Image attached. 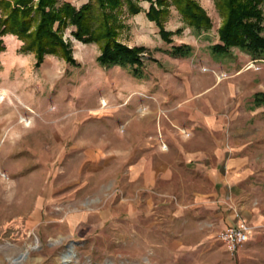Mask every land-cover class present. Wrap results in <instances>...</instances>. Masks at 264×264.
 I'll use <instances>...</instances> for the list:
<instances>
[{
  "label": "rangeland",
  "instance_id": "1",
  "mask_svg": "<svg viewBox=\"0 0 264 264\" xmlns=\"http://www.w3.org/2000/svg\"><path fill=\"white\" fill-rule=\"evenodd\" d=\"M131 1L139 12L123 6L115 34L144 49L139 79L101 67L98 46L75 41L70 26L60 36L74 64L46 56L34 68L15 37L2 38L0 264H264V105L251 107L264 93V59L210 52L221 24L211 0H194L211 22L205 33L167 7L168 43L145 17L149 2ZM182 44L188 58L166 54ZM191 136V148L223 153V194L177 166L168 182L130 173L163 138ZM238 220L249 238L230 255L215 234Z\"/></svg>",
  "mask_w": 264,
  "mask_h": 264
},
{
  "label": "trees",
  "instance_id": "2",
  "mask_svg": "<svg viewBox=\"0 0 264 264\" xmlns=\"http://www.w3.org/2000/svg\"><path fill=\"white\" fill-rule=\"evenodd\" d=\"M149 2L145 17L153 22L159 37L169 42L173 33L163 28L166 8L173 7L182 22L195 33L207 32L211 22L194 0H145ZM221 24L216 30L217 43L210 46L212 54L229 55L236 49L252 60L264 59L262 35L264 0H211ZM130 15L139 8L131 0H87L80 7L69 1L58 0H0V52L4 50L2 38L15 37L21 43L18 51L34 57L38 68L46 56L60 57L74 64L69 45L63 43L60 33L70 26L71 36L81 44H95L100 54L96 62L103 68L117 66L127 68L137 79L141 78L142 48H128L116 40V15L122 7ZM188 45L171 46L166 54L175 59L191 56ZM264 105V93L251 97V107Z\"/></svg>",
  "mask_w": 264,
  "mask_h": 264
},
{
  "label": "crops",
  "instance_id": "3",
  "mask_svg": "<svg viewBox=\"0 0 264 264\" xmlns=\"http://www.w3.org/2000/svg\"><path fill=\"white\" fill-rule=\"evenodd\" d=\"M58 1L63 2L68 0H58ZM82 4L84 3H81L79 6H81ZM79 6H76L75 8H78ZM184 109L187 110L188 118L184 120L182 124L185 126L191 125V129H193L192 125H193L194 117L192 118V116L189 115L190 112L188 113L190 107L185 106ZM191 138L192 136L190 137V139L184 140L181 143L180 141H177L174 138H172V141H169L170 140L169 138H163V140L166 143L165 145L167 148L166 151L151 150V148L145 149L144 150L145 164L143 166V169L140 165L135 164L130 169V173L133 174L143 171L145 176L144 177L145 184L148 183L151 184L157 178H160V181L162 182H168L170 180L173 167L177 166L180 168L182 173H184L185 175H190L187 180L190 181L192 180V182H196V181L200 182L202 178H205L208 181L206 182L209 183L210 185L216 186L218 183H220L221 184L220 187H216V188L220 194L221 192L223 194V191H225V186L222 181L224 180H223V176L219 174L221 162L224 158L223 153L218 150L210 151L207 149L191 148V144L193 143V139ZM232 163H233L232 160H228L224 167L229 168V166H232ZM222 225L223 226H221V228L217 231V233L221 230L226 229L227 227L245 226L247 228V240H248L250 228L244 223V221L238 220L235 223H229V224L222 223Z\"/></svg>",
  "mask_w": 264,
  "mask_h": 264
},
{
  "label": "built area",
  "instance_id": "4",
  "mask_svg": "<svg viewBox=\"0 0 264 264\" xmlns=\"http://www.w3.org/2000/svg\"><path fill=\"white\" fill-rule=\"evenodd\" d=\"M182 135L186 133L182 131ZM161 150L164 151L166 147L161 144ZM216 240L225 248L230 255L237 254L247 242V228L245 226L227 227L216 234Z\"/></svg>",
  "mask_w": 264,
  "mask_h": 264
},
{
  "label": "bare ground",
  "instance_id": "5",
  "mask_svg": "<svg viewBox=\"0 0 264 264\" xmlns=\"http://www.w3.org/2000/svg\"><path fill=\"white\" fill-rule=\"evenodd\" d=\"M102 106H103V107L105 106V103H104V101H103V103H102Z\"/></svg>",
  "mask_w": 264,
  "mask_h": 264
},
{
  "label": "water",
  "instance_id": "6",
  "mask_svg": "<svg viewBox=\"0 0 264 264\" xmlns=\"http://www.w3.org/2000/svg\"><path fill=\"white\" fill-rule=\"evenodd\" d=\"M19 258H22V255Z\"/></svg>",
  "mask_w": 264,
  "mask_h": 264
}]
</instances>
